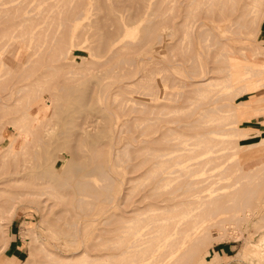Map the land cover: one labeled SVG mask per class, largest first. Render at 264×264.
Instances as JSON below:
<instances>
[{"label": "bare ground", "instance_id": "obj_1", "mask_svg": "<svg viewBox=\"0 0 264 264\" xmlns=\"http://www.w3.org/2000/svg\"><path fill=\"white\" fill-rule=\"evenodd\" d=\"M25 1L26 0H22V2L11 4L10 2H13V0H0V17L3 16L4 18L6 15H11V13H13V15H16L19 19L20 15V20H17V17H13L12 15L7 16L8 19L5 18V21L10 20V17H13L14 19L16 18L17 23L15 26L12 24L16 21L12 19L11 20L13 22L11 21V25H9L15 27V32L19 29V26L20 28L27 26L26 28L23 27L25 30L27 29L25 32L27 34L24 33V29H20V31H18L19 34L22 35L23 32V34L26 35L25 39H27V42L30 41L34 43V40H36V44H31L34 46L35 50L32 49L33 46L30 48V50H33V54L38 53V51L42 52L43 49L50 43H45L46 46L44 47L43 45L44 48H42V51L41 49L37 51L38 47L42 46V39H40L41 42L38 41L40 38L38 34L41 32H43V36L44 34H47L48 36L50 34L51 38L54 39L53 44L55 45H53L52 48H49L54 50V47H56V56H53L54 51L52 52V55L49 54L51 51L48 50V53L45 51L47 55L43 54L44 56L38 53V55H40L39 57H43L42 61L45 60L44 58L45 56H48V54L51 56H49V58L47 57V60H54L55 58V60L62 62L64 61L63 59H69V57H71L73 45L82 41L79 39L81 35L87 34V36H85L89 39L88 36L92 35L90 33H95L93 32L94 30L89 32L88 29L91 30L90 26H92L89 24H87L89 26L87 29L89 33L81 31L85 28L84 24V28H80V32L69 36V29L71 28L72 22L86 13L85 11L87 9H85L84 6L85 0H61V3L60 0H58L59 4H61L60 6L57 4L58 2L53 3L51 2L52 0H50L49 2L53 3V6H56L57 9H52L51 7L53 6H51V4L50 7H47L46 0V5H42V7H46V9L42 8L41 10L34 8L37 6V3L42 1L36 0V4L34 3L31 5L33 6L32 8H30L31 6L29 5V8L31 9L29 11L35 10L34 13L28 14L27 12V15H24L22 14L24 12L23 7L27 5L24 4ZM107 1L99 0L98 4L96 2V8L98 9L97 6H99L103 8L106 13L108 11V16H100L102 18L98 21L94 19V25L103 29V31L100 30L99 33L97 32L96 38H94L96 40L93 39L92 44L88 46L90 47V50H93V52H95V49L100 50V52L104 51L107 53L108 58L105 59L106 61H102L101 63H97L98 61L95 63L94 61L92 65H94L95 68L96 66L99 68L100 65L104 66V64L108 63L109 66L106 68V71H103L104 73L114 76L113 80L107 85L105 83H103L104 85L102 84L103 86L101 88L104 87L106 90V92L102 90V92H105L103 93V99L105 98L104 102L107 104H103L100 117L92 114L93 109L91 110V114L93 116L91 114L90 116L88 113L89 108L93 105L91 104L89 107L91 98H87L86 102L83 103L79 93L76 95V92L74 95L77 88L75 81L83 76L86 71L85 69H87L86 67H88V69H91L92 67L87 66L86 62L84 63L85 66H82V68L85 67L83 70L81 68V64L78 66L76 65L77 68H80L76 70L77 68H75V64L71 63L69 70L67 71L65 69L66 73L68 72V75L65 74V78H61L62 75H56L57 78L60 77L62 80L60 79L61 81L57 83V92L49 94V101L52 106L55 107L56 103L59 104L58 100L60 98H64V101L65 98L70 101H77L75 105H71L73 101L70 102L68 100L64 102V104H67L65 107L63 105H59L60 110L68 108L69 106H74V109L68 113L67 117L64 116L65 121L63 123H67V126L54 131L55 129H53V127L48 126H51L49 125L51 122L50 115H53L56 111H53L54 109H52L51 114L48 116L43 114L41 116H37L32 110L34 104L33 102L37 97L35 95L43 89V82L48 79L50 73L53 71L51 76H54L57 72L59 74L60 72L61 74L65 73L61 68L64 67V65L67 68V62L66 64L62 63L60 66L59 62L57 63L55 61L61 69V71L60 69L57 71V65L52 64L53 66H56L55 69L50 65L52 62L54 63V61H45L44 63L47 64L48 62H51L47 65V68L50 65L51 70L53 69L51 72H48L50 68L45 70L46 66L44 68L42 65L46 64L42 63L41 60H39L40 58L36 56L37 61H40L36 63H41L42 65L40 66L39 64H36V67L33 65L35 71L32 72L34 68L32 69L27 65L25 66L31 70L27 67L25 70L24 68L22 69V67L20 68L21 65L19 66V64L22 62L19 63L15 60V58H13V51L10 52L12 57L5 54L8 50H3L5 53L0 54L3 56L6 55L9 58L11 57L8 60V62L10 61L9 64H6L7 57L5 56L6 58L4 57V60V58L0 56V94H2V91L4 94L6 89L9 90V87L5 88V80H9V82L13 84V88L14 84L16 85L17 82L19 83L18 79L17 81L14 80V82L16 81L15 83L10 81L13 79L11 77L15 74L17 75V71L19 72L21 70L19 72L20 75H22L21 77H24L23 74H26L22 70L25 72L27 70L31 71H27V73H29L27 77L28 79L30 77V73L33 75V73L36 74L38 72L37 70H39V67H43L46 74H49L46 76L45 72H41L44 75L43 76L39 73L44 78V80H42L43 78L41 79V77H39V79L43 82L36 78L37 81H41L40 83L43 85L39 82V84H36L37 81L35 82V77H33V81L30 80L31 82H28L30 84L25 82H23L25 83L23 84L21 82V84H18L17 87L15 86V92L12 90L13 88L10 87V89L14 92V96H9L10 99H12L11 104H6L4 99V101H0L1 109L2 107L3 109H9L8 111L4 110L0 114L3 115L5 111H10L15 114L11 120L9 119L10 124H8L12 126L17 136H21L22 140L17 146V136H12V138H10V135L6 133L5 128H2L4 125L1 124L2 120L0 121V124L2 125L0 128V141H4L5 138L8 140L5 146L0 148V249L2 250L5 248L7 244V241L4 239L5 236L3 237V235L7 230V222L15 214L18 203L24 200L25 202L28 201L32 205L40 208L44 216L46 213L52 212L53 208L57 205L68 204V199L74 195V208L78 210L71 212L70 209L63 208L61 212H54L55 214L53 217V220H59L61 218L71 219V221L68 222L69 230L67 229L66 231L59 232L58 237L64 250H71L72 252H65V254L61 256V254L59 255L56 251L47 248L43 240L37 239L34 235L33 242H37L35 249L38 253H43L45 257V260L38 264H189L195 259L200 252L201 247L209 239L210 232L208 228L210 226H218L222 221L221 219H219L220 221H217L218 216L216 217V215L222 212L219 211L221 200L220 196H218V194H203L204 196L200 194L202 189H205V187L200 184L201 179L199 181V179H194L192 177L199 172L206 173L210 170H217L215 174H213L215 176L216 173L220 172V177H217L218 174L216 176L218 179L221 178V175H224L221 173L225 171L224 169L227 168L228 165H224L225 168H223V166L222 169H219V166L222 163H220L221 157L219 153L218 155L220 158L217 157V154H214L221 148L220 144L218 142L209 143L207 141L213 138V135L226 133L224 131L226 128H223L225 124L232 123L233 121V123H235L236 120H232L231 117L234 116L236 107L233 108L234 104H232V110L230 107L231 102L229 103L225 101L227 104H223V106L226 107L228 105L230 109L229 107L222 109V105H217L215 108L207 110V112H210L211 114L205 118L204 112H201V109L198 106L196 107L197 111L195 112V115L194 111L190 110L191 107H188L189 111L187 113L177 115L178 111L181 109L191 106L193 102V100H191V95L188 96L187 93L181 91L178 92V95L177 93L174 94L167 92L163 97L164 99H174L178 102L174 105H168L164 102L149 104L144 101H137L126 95V92H130L136 87H143L145 95L154 97V95L159 93V84L157 80L159 77L161 82L164 80H161V76L156 74L159 71L156 73L153 71L147 73L148 68L146 64L152 61V56L150 54H146L147 52L150 53V49H147L145 54L143 53L146 55V58H144L140 56L141 51H139V48L141 49L142 46H151L149 43H161L164 36L161 34V31H158L163 28H166L167 30L169 29L166 35L170 37H172L179 30L184 31V34L181 37L176 38L173 43H168L171 57L167 58L169 61L166 59L169 63L167 62L163 65V70L167 72V74H165V81L171 78V75L169 74L170 63L173 62V65L175 63L179 64L178 61L184 62L186 66L192 67L191 71L187 72L189 77H198L192 78L191 81L185 80L184 83H180L178 80L169 79L170 86L172 83H177L176 86L179 85L180 87L190 86V88H192L190 89V92H193L194 94H202L204 89H208L212 96L214 91L213 87L215 86H217L215 88L220 86L232 88L235 83H240V85L236 86V88L239 87L238 89H240L239 91L241 93L247 92L249 89H257V86L259 85L262 86L264 84V78L260 77L251 80L250 77L261 75L264 73V69H260L258 71L252 70L251 66L246 64L243 66H233V62L230 60L228 53V49H231L230 44L225 42L223 39L218 38L217 35L212 32V28L206 26V23L203 20V18L212 14H217V17L220 16L222 19L227 13H234L235 11H238L237 17L239 18L238 21L241 28L251 30L255 25V28L259 31L261 27V23H259V21L264 19L262 0H250L248 2L247 0H243V3H239L241 0H185V6L183 8L185 10V14L181 22L174 21V16L170 13L168 14V11L166 15V9L172 10V12L176 9V2L178 0H173L174 3L173 5L170 4V6L167 5L168 3L165 4V2L163 3L159 1L157 7H163H161V9H154V12H156L155 17L157 16L158 18L155 21H151L150 24L147 23L146 19V22L142 25V33L136 37V31H138L137 23L140 20V13L144 3H141L139 0H114L115 2L110 0L111 2L109 1L108 3L111 4H108ZM230 1H232L231 4L229 3ZM27 2H29V0ZM42 2L40 3L42 4ZM6 3L9 5L2 7V5ZM145 3L147 2L145 1ZM125 5H128L130 10L132 8V11L129 13L126 12L127 14L125 15L119 14L118 11H116L117 8ZM164 5H167V7ZM128 10L129 9H127V11ZM123 11H125V9ZM20 12L22 13L20 14ZM55 12L58 14V17L56 16V18H58L57 23L55 22V19H53L55 18ZM106 13L104 15H106ZM147 14L149 15V13ZM52 15L53 18L48 19V16L51 17ZM174 15H177V13ZM247 15L249 16L246 17ZM3 18L1 17L0 20H4ZM150 20L151 19H149L148 22H150ZM51 21L53 25L55 23L56 28H52L51 24V28L49 27L51 32L49 33H44L45 31H42V27H37V25L42 22H46V24L44 23L45 25L48 23V27L49 22ZM140 22L143 23V21ZM210 23H212L211 27L217 26L213 23V21H210ZM0 24V31L4 28L6 29L8 26V24L7 26L6 24ZM109 24L112 26L109 27ZM58 26H62L60 27L61 31L60 29L58 30ZM45 27L46 26L43 27V30ZM194 27L197 28V35L201 39L199 42L200 48L203 50L207 49L209 45H207L205 40L208 39L206 36L210 35L213 38V44H219V48L221 47L224 51L222 52L224 65L219 69L225 73V79H223L224 83L222 81L221 83L215 82L217 80L210 76L212 75L210 73H213L211 68H197L195 55L201 53L202 51L194 48L195 46L192 38L194 35ZM8 28L10 27H7L9 32ZM136 28L137 30H134ZM252 30L253 32L257 31L254 28ZM8 32H6L7 35ZM15 32L12 33L15 35ZM19 34L15 36H19ZM1 35H4L2 38H5L6 36L4 32L3 34L1 32ZM47 35L46 37H48ZM22 37H20L21 40L24 39ZM48 38L50 39L48 40L51 41V38ZM83 38L85 40V37ZM7 39H9V37ZM15 39L16 40L13 39V41L16 43L17 38ZM25 39L23 42L26 41ZM4 40L3 44H1L2 46L5 45ZM7 42V47L10 48V46H8L9 41L7 40L5 43ZM23 42L21 41L22 44ZM16 44L18 45L19 43L17 42ZM16 44L13 45L12 43L11 46L13 45V47H17ZM189 47L190 50L186 52ZM177 48H182L186 53L179 54L176 50ZM173 50L175 51L173 52ZM32 52L30 51L29 53ZM92 54L96 55L95 53ZM31 55L32 54H30V56ZM100 55L97 54V56ZM12 58L14 60L13 62H16L19 67L17 65L16 66L20 69L17 67L15 68V66L13 67V62L11 63ZM25 58V61H23L25 64H28L26 60L28 61L31 57ZM36 58L34 57L30 59L29 62H34ZM83 59L85 60V57ZM3 64L5 66H2ZM10 64L11 67L15 68L16 73L11 72L13 69L10 68L9 71L11 74L6 70L10 67ZM6 66L8 67L5 69L4 67ZM29 66L32 67V63ZM2 68L13 76L8 77L7 79L5 77L8 76V73L5 72L7 75L2 77V75H4ZM79 70L83 71L81 72L80 77L78 76V73H80ZM96 71H98L96 74L100 73L99 69ZM21 72L23 74H21ZM87 73L88 72L86 71L84 75ZM39 74L37 73L35 76L38 77L40 76ZM94 74L91 75L95 76L96 74ZM99 76L95 77L99 78ZM56 77L54 76L52 79L49 77L50 79H48V81L52 82L53 79H56ZM3 78H5V80ZM18 78H20L19 74ZM27 78L25 79L28 80ZM98 78L97 81L101 80V77L99 79ZM19 80H21V78ZM88 81L90 82L89 79ZM249 81L255 83L251 84ZM47 82L46 85L48 89L51 85L48 86L49 82ZM12 84L9 86H12ZM82 85L85 86L86 84ZM91 85L93 84L91 83ZM110 85H113L115 88H113V91L107 90ZM82 88L77 89L82 90ZM236 88L234 87V89ZM50 89L51 88H49V90ZM234 89V93L230 90V94L233 93L235 95L236 90ZM32 91H36V94ZM43 91H40L39 93L42 94ZM46 91L48 92V90ZM10 92L9 94H11ZM225 92L220 94L226 95L229 93L228 91V93ZM6 93L7 92H5L4 95L2 94L3 98H6L9 95L8 93L6 95ZM21 93L23 95H21ZM241 93H238V95ZM220 94H216V96H219ZM100 96L102 95L100 94ZM229 97L230 99L233 98L231 95H229ZM229 97H227V99H229ZM225 98L226 97H224V99ZM217 100L218 99H216V97H212L207 103L211 105L212 103L217 102ZM61 101L60 103L63 104V101ZM236 104H243V102L240 101ZM94 105L97 106L98 104ZM10 106L13 108L12 111L11 108H8ZM67 110L65 112H67ZM227 110L231 112L226 113ZM93 111H95V109ZM221 111H223L224 114L221 113ZM10 112L7 114H10ZM189 117L190 119L188 120ZM4 120L7 121L6 119ZM56 120L58 119L56 118ZM203 120L205 127L209 124L207 122H210L212 125H215V128L211 127L203 132L198 131L194 134H189L187 132L191 129H201L203 126ZM58 126H60L59 123ZM90 128H92V130ZM233 128H236V126ZM237 129H239V127H237ZM237 132V134L245 136V134H242L240 130ZM115 139L116 143L121 141L124 142L120 147H114ZM217 146H219V149ZM111 149L114 150L112 160L109 157ZM259 165L264 164L261 163ZM258 166L256 167L259 169ZM261 167L264 169V166ZM254 169L255 167L250 170L252 171ZM210 175L212 174H209L207 177ZM119 176H121V180L117 181ZM148 179H151L150 182L152 183V186L149 188L147 187L150 185V182L147 183ZM208 181L214 182L207 179L206 183H208ZM116 183H120L121 185L127 183L128 187L125 189L127 191L124 190L125 193L123 191L121 194H117L115 191ZM236 183L237 181L226 185L227 187H236ZM211 184L212 183L206 185L210 193L213 189L210 191L208 186ZM199 187L202 188L200 191H198ZM196 190L202 196L199 197L198 194V198L194 197V199L192 196H195ZM138 193H140V196L136 197ZM70 201L73 202V198ZM248 211L250 212V210ZM198 212L201 213V217ZM205 213L211 214L212 220L213 218L215 220L212 222L209 221V214L207 215ZM202 214L204 215L202 216ZM211 215H209V217ZM246 215L248 214L241 213L238 217L245 218ZM197 218H200V220L203 221H200ZM262 219L260 218L259 220ZM95 221L100 223L101 226L97 229H85L93 225ZM223 221L221 222L222 226H224ZM78 222L82 223V230L78 229ZM224 223L226 222L224 221ZM219 231L221 232V230ZM53 232L54 230L50 231V236H53ZM262 239L264 241V236ZM249 246H245L244 249L249 248ZM26 264H32V262L28 260Z\"/></svg>", "mask_w": 264, "mask_h": 264}, {"label": "rangeland", "instance_id": "obj_2", "mask_svg": "<svg viewBox=\"0 0 264 264\" xmlns=\"http://www.w3.org/2000/svg\"><path fill=\"white\" fill-rule=\"evenodd\" d=\"M27 1L28 0H26L25 1L26 3L24 2V4H27L28 6L27 5L24 6L23 7L24 12L23 13L20 12V14L22 13L24 15H27V12H28V14L34 13L35 10H33V9H32L33 11H29V10H31L30 8L33 7L31 5H33L36 2V0H29V2H27ZM42 1H44V2H42ZM42 1H40V2H42V4L39 2V3H37V6L34 5V6H36L34 8H37L38 10H41L42 8L46 9V7H42L43 4H44V6L47 4V7H50V4H51V6H53L54 2H56V3L58 2L57 4L59 6L61 5V4H59L58 0L57 1L52 0L51 2H53V3H50L49 2L50 0H47V3L45 2L46 0H42ZM109 1L110 0H108L107 3ZM112 1H114V0H112ZM139 1L141 3H144V6L141 9L140 20L137 23L138 31H136L137 34L135 35V37L139 36L142 33V25L146 22L145 21L146 19H147V23L150 24L151 21H155L158 18L157 16L155 17L156 12H154V11L156 10L155 8H159V7H157V5L159 4V1H161L163 3L165 2V4L168 3L167 5H169V6H170V4L173 5V3H174L173 0H144V1L139 0ZM145 1L148 4L145 3ZM248 1H250V0H247V2ZM17 2H22V0L21 1L20 0H13V2H10V3L12 4V3H17ZM64 2H62V3H64ZM96 2L98 4L99 0H97V1L96 0H85L84 6H85V9H87L85 11L86 13L82 17L73 21L71 24V28L69 29L70 30L69 36L75 35L77 32H80V30L82 29L84 24H85V28L83 27L84 29H82L81 31H85V32L89 33V32L94 30L93 32H95V33H90L92 35L88 34V35L92 36V37L88 36L89 39H87V37H86L87 34H85L86 36L82 34L81 37L79 38L82 41H79V42H77L76 45H73L71 57H69V59L68 58L63 59L64 61H62V62L55 60V58H54V60L53 59L47 60V57L49 58V56L52 55L53 51H54L53 56L54 57L56 56V53H55L56 47H54V50L50 49L53 47V45H55V44H53L54 39L51 38L50 34H49V36L47 34H44V36H43V32H41L42 34L40 33L41 35L38 34L40 36L39 40L37 37V40L39 42H41L40 39H42V42H41L42 46L41 47L39 46L37 51L40 49L42 51V48H44L46 46L45 43L50 42L49 43L50 45L47 43L49 45V46L47 45L48 49H47V47H45L43 49L42 52H44V53L39 52V51H38V53H40L41 55H43V54L47 55L48 51H51V53L49 52V54H51V55L48 54V56H45V58H44L45 60L42 61L43 57H39L40 55H38V53L33 54L32 51L35 50L33 45L36 42V40H34L35 41L34 43L30 42V41L27 42V39H25L26 38L25 34H27L25 32L27 29L26 30L24 29L27 27L26 25H25L26 27L23 26L24 28L23 27L20 28V26L18 25L19 29L17 26V29L19 31H20V29L21 30L24 29L25 34H23V32H22V35L19 34L18 30L16 31L17 33L15 32L14 26L17 23V20H20V15H19V19H18V17L16 15H13V13H11V15H6V17H4V18H3V16H1L4 19V20L1 19L2 21L0 20V23H2V24H4L5 18L8 19L7 16L13 15V17L14 16L17 17V20H16V18L14 19L13 17H10V20L5 21V24L8 22L7 23L8 26H7V24H6V26L10 27L8 29H9V32H10V30H11V32L10 33L8 32L7 27H6V29L5 28L4 29L6 30V32H8L9 36L6 34V32L3 28H2L3 30L0 31V36H1V38H0V41H1L0 42V47H1L0 48V54H2V53L4 54L5 53L4 51L8 50L7 51L8 53L6 52L5 54L6 55L8 54L9 56L12 57V55H10V52L13 51V53H14V54L12 53L13 58H15V60L17 62L23 63V64L22 63L19 64V66L21 65L20 68L22 67V69L24 68V70L27 66L33 69L34 68L33 65H35V67H36V64H39L36 62H40L39 60H41L42 63H44L45 61L46 62L47 61H51V62L54 61V63L48 62V64L51 63L50 64L51 66H53L52 64L57 65V67L56 66H53V67H54V69H55V67L58 68L57 71H59L60 68L58 67V64H56V62L57 63L59 62L60 66L62 63L66 64V62H67L66 66L68 69L65 67V65H64L65 68L64 67L61 68V69H63L62 71L65 72V73H63L64 75L61 74V72L59 74L57 71H56L57 74L55 73V75H54L55 77H56V75H58V76L62 75L61 78H65L66 77L65 74L68 75V72L66 73V70L67 71L69 70L71 63L75 64V68H77V66L79 64H81V68H82V66L86 62L87 66H89V67L92 66L91 69H88V67H86L88 70L85 69V67H83L89 74L87 73L86 75H84L86 73V71H85L84 74L82 73L83 76L80 77L81 72H83V71L79 70L80 73H78V76L80 78L79 79L77 78L78 80L76 79L77 81H75L77 88H82V86H83L82 84H84V85L86 84V85L83 86L84 90H83V88H82V90L76 88L77 91L75 90L74 95L76 94V92H77L76 95H78V93H79L83 103L86 102L87 98H91V100L89 102V104H90L89 107L91 106V104H93L92 105L93 108L90 107L88 110V113L90 115L91 110L95 109V111L92 110V114L94 116L100 117V114L102 113L101 110L103 109V104L105 103L104 102L105 98L103 99V97H104L103 93L106 92L104 87L103 88H101V87L104 85L103 83H105L107 85L110 81H112L114 76H112L111 74L109 75L107 73H104V71H103V70L106 71V68L109 66L108 63L104 64V66L100 65L99 68L97 66L95 68V66L92 65V63H94V61H95V63L97 61H98L97 63H99V62L101 63L102 61L103 62L106 61L105 59L108 58L106 52H104V51L100 52V50H95V49H94L95 52H93V50L92 49L90 50L89 49L90 47H88V46H90V44H92V40L94 38H96L97 32L99 33L100 30L103 31V29L99 28L97 25H94L95 24L94 19L98 21L99 19L102 18L100 16H103V17L108 16V11L106 13V11L99 6H97L98 9L96 8ZM60 3H61V0H60ZM229 3L231 4L232 1H230ZM239 3H243V0L239 1ZM108 4H111V3H108ZM8 5H9L8 3L3 4L2 7L3 6L6 7ZM167 5H164V6L167 7ZM176 5H177L176 9L173 12H172V10L166 9V15H167V11H168V14L170 13L172 16H174V18H173L174 21L181 22L184 18V14H185V10L183 9L185 6V0H178L176 2ZM262 6L264 7V0H262ZM55 7L53 6L51 8L57 9V7L56 8ZM161 7H163V6H161ZM161 7L159 9H161ZM263 7H262V9H264ZM124 9H125V11H123ZM127 9H129V10L127 11ZM116 11H118L119 14L125 15V14H127L126 12L129 13L130 11H132V8L130 10V7L128 5L127 6L125 5V6L118 7ZM122 11H123V13H122ZM151 11H152V13H151ZM261 11H263V10H261ZM56 12L54 13L55 15L53 14L55 18H53V15L51 17L48 16L49 18L47 16L46 17L48 19H51V18L55 19V22L57 23L58 18H56V16L58 17V14H57L58 12L57 13ZM50 13H48V14L51 15L53 12L51 14ZM105 13H106V15H104ZM147 13H149V15ZM175 13H177V15H174ZM48 14H46V15H48ZM237 14H238V11H235L234 13H227L222 19L220 18V16L217 17V14H212V15H208L207 17L203 18V20L205 21L206 26L212 28V32L215 35H217L218 38L223 39L225 42H228L230 44L231 49H228V53L230 56V60H232V62H233L232 63L233 66H236V65L237 66H243L246 64V65H250L252 70L258 71L260 69H264V19L259 21V23H261V27H260L259 31L257 30V28H255V25H254L253 28L255 30H257V31H254V32H256V33H254L252 30L253 28L251 30L250 29L247 30V28L245 29V28H241L239 26V21H238L239 18L237 17ZM248 16L249 15H247L246 17H248ZM21 17H22V15H21ZM122 17H125V16H122ZM11 19L16 21L15 23L12 24L14 26H9V25H11V21H12ZM149 19H151L150 22H148ZM140 21H143V23ZM210 21H213V23L216 24L217 26L211 27L212 23H210ZM44 23L46 24V22H42V23L38 24L37 27L38 26L42 27V31H45L44 33L51 32V29L49 30V27L52 24V21L49 22L48 27H47L48 23H47V25H45ZM87 24L92 25V26H90L91 30L88 29L89 26ZM43 25L47 27V28L45 27L46 30L45 29L43 30V27H44ZM0 26H1V24H0ZM56 26H57V24H56ZM108 26L110 27L112 25L109 24ZM2 27H4V26H2ZM11 27L14 30H12ZM51 27L56 28L55 23H54V25L52 24ZM60 27H62V26H58L57 28H58V30L60 29V31H61ZM109 27H107V28H109ZM87 29L89 30V32ZM134 30H137V28ZM160 31H161V34L164 36L163 41L161 43L160 42L159 43L157 42V44L156 43H153V44L149 43V44H151V46H148V47L142 46L141 49L139 48V51H141L140 56L144 57V58H146V55H144L145 52H147L146 50L150 49V53L149 52L146 53L147 55L150 54L152 56V58H151L152 61H150L149 63L146 64V66L148 68L147 73H150V71H153L154 73L159 71L156 74L158 76H161V80H164L163 81L164 83L160 81V77L157 80V82L159 84V93L154 95V97H152V96L144 94L143 87H136L134 90H132L130 92H126V95H128L129 97H132L133 99H135L137 101H144V102H147L149 104L164 102L165 104H168V105H174V104H177L178 102H176L174 99L167 100V99H164L163 97L166 95L167 92H171L174 94L177 93V95H178V92L181 91V92L187 93L188 96L191 95L192 96L191 100H193V102H192L191 106H187L185 109H181L180 111H178L177 115H182L183 113H187L189 111L188 107H191L190 110L194 111V115H195V112L197 111L196 107L198 106L201 109V112H204V118L211 114L210 112H207V110H209L210 108H215L217 105H222V109L226 108V107L228 108L229 107L228 105L226 107L223 106V104H227V103H225V101L229 102V103L231 102L230 107L233 106L232 104H234L233 108L236 107L235 112H234V116L231 117L232 120L233 119L236 120L235 123H233L234 121L232 122L230 120L232 123H229V124L227 123L223 126L224 129L226 128L225 130L224 129L223 130L229 134L223 133V134H219V135H213L214 137L207 141L209 143L218 142L220 144L221 148L219 149L218 148L219 146H217V148L219 150L216 153H214V154H217V157H219V155L221 157L220 163L221 162L222 163L219 166V169H222V167L224 165L225 166L228 165L227 168H229V169L225 168V166H224L223 168H225L224 169L225 171H223L221 173L224 175H221V178H219V179L216 178V176L218 174L217 177H220L219 176L220 172L216 173V176L213 175V174H215V172L217 170H210L209 172H206V173H202V172L200 173L199 172L192 177L194 179H199V181L201 179L200 184H202L205 187V189L200 188L201 186L199 187L198 191H200V189H202L200 194H202V195L203 194L204 195L205 194L206 195L207 194L208 195L218 194V196H220L221 200H220L219 211H222V212H220V214L216 215V217L217 216L219 217V218L217 217V219H218L217 221H220L219 219H221L222 221L225 219L224 221L226 223H224V221H223L224 226H222L221 225L222 221L220 222L219 225L222 228L218 225V223H217L218 226H210L208 228L209 232H210L209 233L210 234L209 239L201 247L200 252L195 257V259L189 264H264V241L262 239V237L264 236L263 235L264 234V169H263V167H261L264 165H259L261 163L264 164V126H263L264 122L262 121L263 117H261V115H264V84L262 86L261 85L257 86L258 85L257 84L256 85L257 89H249V90H247V92L241 93L239 91L240 89H238L239 87L236 88V86H239L240 83H235L233 85V87L231 86L233 89H234V87L236 88V89H234V90H236L235 95L233 94L234 93L233 89L230 87L225 88V87L220 86L218 88H215V87H217V86H215V87H213V90H214L213 96L211 95V92L208 89L207 90L204 89L202 94H198V93L194 94L193 92H190V89H192V88H190V86L180 87L179 85L176 86L177 83H174L175 85L172 83L173 86L172 85L170 86L169 85V79L178 80L180 83H184L185 80L191 81L192 78H198V77H195V76L189 77L187 72L188 71L190 72L192 67L186 66V64L184 62L178 61L179 64L175 63L173 65L172 64L173 62L170 63L169 74L171 75V78H169L165 81V74H167V72H165L163 70V65L169 61L167 58L171 57L169 47H168V43L169 44L173 43L176 40V38L181 37L184 34V31L179 30L172 37L166 35V33L169 31V29L167 30L166 28H163V29L159 30L158 32H160ZM1 32H2V34L4 32V34L6 35L5 38H2V37H4V35H1ZM12 32H15V35L19 34V36H15ZM193 33H194V35L192 38H193V43L195 46L194 48L196 50L202 51L201 53L195 55L197 68L198 67H200L201 69H203L205 67L211 68L213 73H210V74H212L210 76L214 77V79L217 80L215 82H218V83H221V81L223 82V79H225V76H224L225 73H224V71H221L219 69H220V67H222L224 65L223 60H222V52H224V51L221 49V47L219 48V44L218 45L213 44V38L210 35L206 36V37H208V39L205 40V42H207V45H209V46L207 47L206 50H203L199 46V42L201 39L197 35V28L196 27H194ZM46 35L51 38V41H49L50 39L48 37H46ZM7 36L9 37V39H7L8 38ZM22 36H24V37H22ZM18 37L19 38L22 37L26 41L23 42L24 39L21 40V38H20V40H19L20 42H19ZM83 37H85V40ZM12 38L14 40H16L15 38H17V42L19 44L17 45L16 44L17 42L15 43V41H13ZM1 39H3V40L5 39L4 40L5 45H3V46L1 45V44H3V40H1ZM7 40L9 41L8 46H10V48L12 47L13 49L12 48L10 49L9 47H7L8 42L5 43ZM94 40H96V39H94ZM197 40H198V42H197ZM21 41L23 42V44L21 43ZM90 41H91V43H90ZM12 43H13V45L16 44L17 47L14 46L15 47L14 48L13 45L11 46ZM26 43H27V46H26ZM32 43H33V45H31ZM55 43H57V42H55ZM21 44H22V46H21ZM23 45H24V47H23ZM43 45H44V47H43ZM32 46H33V48H32ZM6 47H7V49H6ZM30 48H32L33 50L32 49L30 50ZM9 49H10V51H9ZM28 49L32 53H29L30 51ZM176 50L178 51L179 54H184L190 50V47L187 49L186 52L182 48H177ZM45 51H47V53H45ZM174 51L175 50H173V52ZM92 53H95L96 55H94ZM30 54H32V55L30 56ZM97 54L98 55L101 54L102 56L101 55L97 56ZM6 55H4V56L0 55V56H2L4 58ZM36 56H38V58H40L38 61H37ZM25 57H28L30 59H32L34 57L36 58L35 60L33 59L34 62H31L32 67L29 66L31 64L29 62L30 59L28 61L26 60V62H28V64L24 63V61L26 59ZM84 57H85V60L83 59ZM5 58H4V60H5ZM10 58L9 57L6 58V62H7L6 64H9L10 61L8 62V60ZM13 58H12L11 63L14 61ZM50 58H52V57H50ZM87 58H89V59H87ZM80 59H81V63H80ZM33 60H31V61H33ZM77 62H79V63H77ZM33 63H35V64H33ZM44 64H46V65H42L41 63L39 65L40 66L42 65L44 68L46 66L45 70L50 68V70L48 72H51L53 70V69L51 70L50 65L47 68L48 64L47 63H44ZM12 65H13V67L15 66V68L18 66L16 64V62H13ZM23 65L24 66L27 65V66L24 67ZM2 66H5V65L3 64ZM9 66L10 67L6 66L4 68L6 69L8 67V69H6L7 71H9V68L13 69V70H11V72L16 73L15 68L11 67V64ZM43 67H39V70H37V68H38V66H37L36 70L38 71L37 72L38 74L41 72L42 73L45 72ZM20 68H18V69H20ZM83 68H82V70H83ZM93 68H95V69H93ZM97 68L99 69V72L101 73V74L98 73L100 76L98 74H96V72H98V71H96V70H98ZM5 69L2 68V70L4 72V75H2V77L3 76L5 77L7 75L5 73V72H7V71H5ZM61 69H60V71H61ZM78 69H80V68H77L76 70H78ZM24 70H22V71L24 73H26L27 75L23 74L22 72H21V74H23L24 77L26 75L25 78H27L29 75V73H27V71L31 72V71H29L31 69L27 70L26 72ZM34 71H35V68L32 72H34ZM19 72L17 71V75L14 73L16 75V76L14 75L15 76L14 77L13 75H10L11 73L9 71L10 74L7 72L8 76L5 77L8 79V77L13 76V77H11L13 79L10 80L12 82H14V80L17 81V79H18L19 83L17 82L16 85L14 84V88H13V84L10 83L9 80L6 81L5 78H3L5 80V81L3 80L5 82L4 83L5 88L9 87V90L8 89H6L7 91L5 90V92H7L8 94L12 90L15 92L16 87L18 86V84H21V82L22 83L23 82H25V83L31 82V81H33V77H35L34 81L36 82L37 79H39V77H41V79H42L44 76L41 73L43 76H41L39 74L40 76L37 75L38 77H36L35 75L37 73L36 74L33 73V75L30 73L29 79L27 78L28 80H26L24 77H21L22 75H20ZM51 73L49 75V74H46V72H45L46 76L49 75L48 79H50L49 77H51V79L54 78L53 75H52L53 77L51 76ZM18 74H19V77L21 78V80H19L20 78H18ZM91 74L92 75L94 74L95 76H99V78L101 77V80H98L99 81L98 82L97 81L98 77L96 78L95 76H92ZM104 75H106V76H104ZM46 76H45V79H46ZM102 76H104V77H102ZM93 77H95V78H93ZM260 77L264 78V73H262L261 75L251 76L250 78H251V80H253L255 78L257 79ZM23 78H24V80H23ZM30 78H32V79H30ZM61 78L56 77V79H53V81H52L53 83L51 81H48V79L44 82L42 81V80H44V78L42 80L39 79L44 84V87H42L44 89V91H43V89L40 90V91H43L42 94L39 93L40 91L38 92L39 94L38 93L36 94V91H32L36 94L35 96H37L35 98V101L33 102L34 104H33V108H32L35 115L41 116L43 114V115L48 116L51 114L52 109H54L53 111H56L53 115H50L51 116L50 117V119H51L50 123L51 124L49 123V125H51V126H48V127H53V129H55L54 131H56V130L64 127V126L65 127L67 126V123L66 124L63 123L65 121L64 118L67 117L68 113L74 109V106H71V107L69 106L70 109L67 106L68 108H64V109L60 110L59 105H63L64 107H65V105H67V104H64V102H66L68 100L67 98H65V101L63 100L64 98L63 99L60 98L58 100L59 104L56 103L55 107H53L51 102L49 101V96H50L49 94H51L53 92L54 93L57 92L56 86H57V83H59L62 80ZM88 79L90 80V82L88 81ZM47 81L49 82L48 86L51 85V87H48V89H47V85H46ZM92 81H95V82H92ZM38 82L39 81H37L36 84ZM25 83H23V84H25ZM91 83L93 85H91ZM249 83L252 84L255 82L249 81ZM10 84H12V86H9ZM28 84H30V83H28ZM31 84H33V83H31ZM40 84H42V83H40ZM170 84H171V82H170ZM79 86H81V87H79ZM10 87L13 89L11 90ZM45 88H46V90H48V92L45 90ZM49 88H51V89L49 90ZM113 88H114L113 85H110L107 88V90L113 91L115 89V88L114 89ZM163 89H164V91H163ZM2 90H4V89H2ZM102 90H104L105 92H102ZM230 90L233 92L232 94H230V92H231ZM13 91L10 92L11 94H9L7 97L5 96L6 98H3V95L5 94V92L3 94V91H2L3 95L0 94V96L2 97V98L0 97V99H1L0 101L5 100L4 102L6 104H11L12 99H10L9 96H14ZM223 92L228 93V94H226V95L220 94ZM7 93H6V95H7ZM16 93H15V95H16ZM22 93H21V95L24 94V93L23 94ZM59 93H60V91H59ZM238 93H241V94L238 95ZM100 94L102 96H100ZM216 94H220L221 97H220V95L216 96ZM229 95H231L232 97L234 95V97L232 99H230ZM212 97H216V99H218V100H217V102H214L211 105H209L207 102ZM224 97H226V98L224 99ZM227 97H229V99H227ZM11 98H13V97H11ZM181 98H183V97H181ZM6 99H8V100H6ZM24 100H25V98H24ZM60 101L63 104H61ZM68 101H70V100H68ZM72 101H70V102H72ZM76 101L77 100H74L71 105H73V104L75 105ZM240 101H242L243 104H236V103H239ZM95 102H97V103H95ZM68 104L70 105L69 102H68ZM94 104H96V105L98 104L97 105L98 107L95 106ZM105 104H107V103H105ZM230 107H229V109H230ZM8 108H11V106ZM233 108L231 107L232 110H233ZM12 109L13 108H11V111H12ZM4 110H7V109L6 108L3 109V107H2V109L0 108V111H1L0 113H2ZM62 110H63V113H62ZM66 110H67V112H65ZM7 111H5L3 113V115L0 114V121L2 120V122H3V123L1 122V124L2 125L4 124L3 127L0 124V128L1 127L3 129L5 128L6 133H8L10 135L9 137L12 138V136H17V134H15L16 132L14 131L12 126L9 125L10 124L9 121L12 119L13 116H15V114L13 112L11 113L10 111H9L10 114H7V113H9ZM228 112H229V110L226 111V113H228ZM221 113L224 114L223 111H221ZM194 115H193V117H194ZM56 118L58 120H56ZM4 119H6L8 122L5 121ZM189 119H190V117L188 118V120ZM256 121H258V122H256ZM58 123L60 126H58ZM207 123H209V124L207 125V127H205L204 126V120H203V123H202L203 126L201 129H191V130H188L187 132L189 134H194L198 131L203 132L207 129H210L211 127L215 128V125H212L210 122H207ZM55 124H56V126H55ZM234 126H236V128H233ZM237 127H239V129H237ZM90 129L92 130V128H90ZM238 130H240L242 132V134H245V136L237 134ZM16 138H17V143H18L17 146H18L19 143L22 141L21 136L18 135ZM7 141L8 140L6 138L4 139V141H0V148H3L5 146V144L7 143ZM123 142L124 141L116 143V139H115L114 140V147H120L121 144H123ZM112 144H113V140H112ZM248 144H250V145H248ZM154 146H156V145H154ZM113 153H114V150L111 149V153L109 154V157L111 160L113 158ZM218 153H219V155H218ZM256 166H258L259 169ZM253 167H255L256 171H255V169L252 171L250 170ZM119 168H121V167H119ZM209 174H212L213 176L210 175L209 177H207ZM222 176H223V178L225 176V178L223 179ZM206 177L208 180H212L214 182L208 181V183H206L207 182ZM209 178H211V179H209ZM120 180H121V176L118 177L117 181H120ZM150 181H151V179L150 180L148 179L147 183ZM236 181H237V183H236L237 186L235 185L236 187H234V186L227 187L226 184L233 183ZM210 183H212L211 185H209L211 187L208 186V188H210V191H211V189H213L211 191V193L209 192V189H207V187H206V185L210 184ZM151 186H152V183L150 182V185H148L147 187L149 188ZM127 187H128L127 183L126 184L124 183L122 185L120 183H116L115 191L117 194H119V193L121 194L125 189H127ZM214 188H215V190H214ZM125 191H127V190H125ZM125 191H124V193H125ZM198 191L196 190V194L193 192L195 194V196L193 195L192 198H194V197L198 198V196L199 197L202 196L198 193ZM218 192H221V193H218ZM139 194L140 193H138L136 195V197H139L140 196ZM72 198H73V202L70 201ZM68 200H69L68 204H66V205L59 204L53 208L52 212L46 213V215H44V216H43V212L40 208L36 207L35 205H32L28 201L25 202V200H24V201L18 203L15 214L7 222V230L5 231V233L3 235V237L5 236L4 239L7 241V244H6L5 248H3L2 250L0 249V264H26V262L28 260L30 262H32V264H38V263L44 261L45 257L43 255V253H38V251L35 249V246H37V242H35V243L33 242L34 235L37 237V239L43 240V242L45 243V246L47 248H49L53 251H56L59 255L61 254V256H63V254H65V252L71 253L72 252L71 250L70 251L64 250V248L62 247V245L59 242L60 239L58 237L59 232L66 231L67 229L69 230L68 222H70L71 219L70 218H61L59 220H55V219L53 220V217L55 214L54 212H61L63 208H65V209L68 208V209H70L71 212H74V210H78V209L74 208L75 196L74 195H73V197L71 196ZM248 210H250V212ZM199 211H201V210H199ZM198 213H200V212H198ZM202 213H203V211H202ZM209 213H211V212H209ZM234 213H235V215H234ZM238 213L239 214L247 213L248 215H246L245 218H239ZM205 214H207V213H205ZM211 214H209V215H211ZM251 214H253V215H251ZM199 215L201 217V213ZM203 215L204 214H202V216ZM209 215H208L209 221L212 222L213 220H215L214 218L212 220V218H211L212 215L210 217H209ZM260 216H262V217H260ZM204 217H203V220H204ZM236 217H238V218H236ZM259 217L261 219L262 218L263 219L259 220L260 219ZM205 218H207V217H205ZM197 219L200 220V218H197ZM203 220H200V221H203ZM99 226H101V224L95 221V223L93 225H91L89 228H85V229H95V228L97 229ZM224 227H226V228H224ZM78 229L82 230V223L81 222H78ZM51 230H54L53 236H50ZM219 230H221V232ZM247 245L248 246L250 245L249 248L246 247L247 249H244L245 246H247Z\"/></svg>", "mask_w": 264, "mask_h": 264}, {"label": "crops", "instance_id": "obj_3", "mask_svg": "<svg viewBox=\"0 0 264 264\" xmlns=\"http://www.w3.org/2000/svg\"><path fill=\"white\" fill-rule=\"evenodd\" d=\"M261 117H263L262 121L264 122V115H261ZM256 122H258V121H256ZM263 126H264V125H263Z\"/></svg>", "mask_w": 264, "mask_h": 264}]
</instances>
